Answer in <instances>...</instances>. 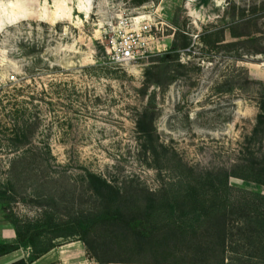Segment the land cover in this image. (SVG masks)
<instances>
[{"label": "rangeland", "instance_id": "1", "mask_svg": "<svg viewBox=\"0 0 264 264\" xmlns=\"http://www.w3.org/2000/svg\"><path fill=\"white\" fill-rule=\"evenodd\" d=\"M0 2L1 220L106 212L90 259L162 262L142 204L179 177L264 172V0ZM141 17L147 51L113 63L111 36Z\"/></svg>", "mask_w": 264, "mask_h": 264}, {"label": "trees", "instance_id": "2", "mask_svg": "<svg viewBox=\"0 0 264 264\" xmlns=\"http://www.w3.org/2000/svg\"><path fill=\"white\" fill-rule=\"evenodd\" d=\"M259 175L251 177L228 171L206 173L199 177L198 188H192L183 177L170 182L163 194L153 195L140 209L152 226L154 247L164 250L170 259L119 263L264 264V195L230 185V179L235 177L264 186V179L260 178L264 172ZM106 214L90 212L65 221L46 217L18 220L7 215L6 220L14 226L17 243L0 244V257L23 249L26 258L12 264H34L59 246L56 240L83 241L87 245L85 237L107 222ZM188 216L195 217V226L184 225ZM231 217L241 222L231 226ZM195 238L204 241L196 245L186 243ZM95 258L98 264L116 263Z\"/></svg>", "mask_w": 264, "mask_h": 264}, {"label": "built area", "instance_id": "3", "mask_svg": "<svg viewBox=\"0 0 264 264\" xmlns=\"http://www.w3.org/2000/svg\"><path fill=\"white\" fill-rule=\"evenodd\" d=\"M121 21L108 43L109 59L115 64L131 63L139 60L147 51L153 39L149 18Z\"/></svg>", "mask_w": 264, "mask_h": 264}, {"label": "crops", "instance_id": "4", "mask_svg": "<svg viewBox=\"0 0 264 264\" xmlns=\"http://www.w3.org/2000/svg\"><path fill=\"white\" fill-rule=\"evenodd\" d=\"M16 244L17 235L14 226L0 219V244ZM25 250L20 249L0 257V264H12L26 258ZM34 264H96L87 256L86 248L81 241H67L56 247Z\"/></svg>", "mask_w": 264, "mask_h": 264}, {"label": "bare ground", "instance_id": "5", "mask_svg": "<svg viewBox=\"0 0 264 264\" xmlns=\"http://www.w3.org/2000/svg\"><path fill=\"white\" fill-rule=\"evenodd\" d=\"M2 1V0H1ZM6 1V0H5ZM4 2V1H3ZM9 2V1H8ZM1 3V2H0ZM10 3V2H9Z\"/></svg>", "mask_w": 264, "mask_h": 264}]
</instances>
